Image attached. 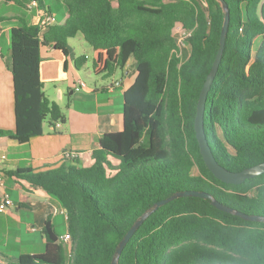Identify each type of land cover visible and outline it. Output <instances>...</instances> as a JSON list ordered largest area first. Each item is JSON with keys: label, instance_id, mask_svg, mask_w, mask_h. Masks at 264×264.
Instances as JSON below:
<instances>
[{"label": "trees", "instance_id": "1", "mask_svg": "<svg viewBox=\"0 0 264 264\" xmlns=\"http://www.w3.org/2000/svg\"><path fill=\"white\" fill-rule=\"evenodd\" d=\"M31 1L51 13L45 0ZM56 1L66 9L62 23L43 27L20 18L10 29L14 130L0 128V138L23 146L42 135L44 122L55 126L65 119L43 91L42 46L67 56L68 39L81 33L92 47L94 75L110 77L132 59L135 76L122 95V129L100 137L90 166L80 165L78 155L58 167L4 171L59 202L72 243L66 257L48 218L42 227L44 251L23 253L6 264H110L116 245L142 213L186 190L205 191L236 211L264 217V173L239 184L220 181L206 167L195 138L196 102L219 47L220 4ZM224 1L229 23L203 127L215 160L240 171L264 161V0ZM178 25L191 30L187 57L177 55ZM85 60V55L76 58L75 67ZM117 264H264V221L222 211L209 199L178 196L148 215Z\"/></svg>", "mask_w": 264, "mask_h": 264}, {"label": "crops", "instance_id": "2", "mask_svg": "<svg viewBox=\"0 0 264 264\" xmlns=\"http://www.w3.org/2000/svg\"><path fill=\"white\" fill-rule=\"evenodd\" d=\"M22 2L23 5H17L0 0V128L10 131L14 130L10 29L21 24L20 18L27 23L39 24L44 10L32 4L31 0ZM46 4L51 8L56 23H62L67 16L65 7L56 0ZM69 40L67 56L51 46L40 48V77L44 93L47 83L62 82V85L53 86V91L59 92V98L46 94L62 109L59 94L63 92V85L69 92L62 109L64 121L55 126L44 122L42 135L32 138L23 146L16 145L10 139L0 138V200L3 192H7L12 199V204L0 212V263H15L23 253L44 251L42 227L48 218L58 237L67 233L65 210L55 198L24 179L6 175L4 171L17 167L39 170L58 167L70 161L61 157V152L65 150L79 153L80 165L90 166L93 163L91 153L99 148L100 137L104 133L122 129V95L135 76L132 59L110 77L95 75L91 78L92 85H88L81 78L74 62L81 55L87 59L88 54H75ZM89 52L92 54L91 46ZM78 80H82L85 87L76 91L74 86ZM108 159L117 165L116 160ZM71 244L64 245L66 257L70 256Z\"/></svg>", "mask_w": 264, "mask_h": 264}, {"label": "water", "instance_id": "3", "mask_svg": "<svg viewBox=\"0 0 264 264\" xmlns=\"http://www.w3.org/2000/svg\"><path fill=\"white\" fill-rule=\"evenodd\" d=\"M223 10L224 18L223 23L220 31L219 36V47L217 49L216 55L214 57L213 63L211 65V68L209 72L207 73L205 80L203 82V85L199 91L198 99L196 102V110H195V117H194V132H195V138L198 143L199 152L200 155L208 168V170L220 181L225 183H231V184H239L244 182L246 179L253 178L255 176H258L262 173H264V161L257 163L255 165H252L250 167H246L240 171H230L221 166L214 158L211 149L207 143L205 133H204V127H203V118H204V110H205V101L206 96L208 93V90L212 84V81L215 77L216 71L218 69L222 53L225 46V37L228 29V23H229V10L227 3L224 0H216ZM178 196H197L204 199H209L210 203L215 206L216 208L225 211L234 213L237 215H240L244 219L248 220H257V221H264V217L257 216V215H247L244 213H241L239 211L234 210L231 207H228L226 205H223L222 203L218 202L216 199L213 198V196L205 191H199V190H186L181 192H176L172 194L170 197L160 199L159 201H156L153 206L146 210L144 213H142L129 227V229L126 231V233L123 235V237L120 239L118 244L115 247L113 258L110 262V264H117L118 258L120 256V253L125 246V244L128 242L130 237L134 234V232L138 229V227L143 223V221L148 217V215L156 210L158 207L162 206L169 200L176 198Z\"/></svg>", "mask_w": 264, "mask_h": 264}, {"label": "built area", "instance_id": "4", "mask_svg": "<svg viewBox=\"0 0 264 264\" xmlns=\"http://www.w3.org/2000/svg\"><path fill=\"white\" fill-rule=\"evenodd\" d=\"M166 1V0H164ZM169 1V0H168ZM32 4L36 5L35 2L32 1ZM55 17L52 13H49L46 11V9L43 10V16L40 19V25L43 27H47L53 23H55ZM191 35V30H186L183 29L180 25H178L175 28V35H174V39H175V43L177 45V55L179 57H187L189 55V42H188V38ZM85 87V83L82 80H78L76 82V85L74 86V89L76 91L82 89ZM59 123V122H57ZM78 155H80L79 153L75 152V151H70V150H65L61 152V157L62 158H67V159H72L77 157ZM4 157V156H3ZM2 178L0 175V182H1ZM12 204V200L9 197V194L7 192H3L1 200H0V212L5 211L10 205ZM66 215V213H65ZM67 217V216H66ZM58 242L62 243L63 245L66 244H70L71 242V237L69 235V233H65L64 235H61L60 237H58Z\"/></svg>", "mask_w": 264, "mask_h": 264}, {"label": "rangeland", "instance_id": "5", "mask_svg": "<svg viewBox=\"0 0 264 264\" xmlns=\"http://www.w3.org/2000/svg\"><path fill=\"white\" fill-rule=\"evenodd\" d=\"M51 1L52 0H46V3H49ZM166 1H168V0H166ZM259 41H260V38L259 37L254 40V47H256L258 45ZM69 42L71 43V46L74 48V51L76 52L75 54H77V55L84 54V53L88 54L87 55V59L83 62L84 65H82V67L79 68V74H80L81 78L84 81L87 82L88 85L89 84L92 85L93 82H92L91 78H94L95 75H93V73L91 71V54L89 52L90 45L84 40V38H83V36H82L81 33H78L76 36L70 38ZM55 84L56 85H62L63 83L60 82V81L55 82V83L49 82L46 85L45 92L50 97L59 98L58 97V93L59 92H54L53 91V86ZM68 93L69 92L67 90V87L65 85H63V92L62 93L60 92V94H59V96L61 98L60 104H62L61 105L62 106V109H63V104L67 101V97H69ZM194 172L196 173L197 170L194 169ZM9 197H10V195H9ZM10 199H11V197H10ZM6 263L7 262L5 261L3 264H6Z\"/></svg>", "mask_w": 264, "mask_h": 264}]
</instances>
